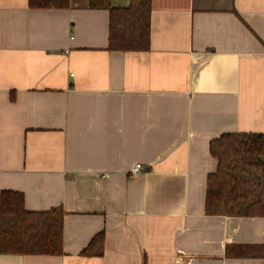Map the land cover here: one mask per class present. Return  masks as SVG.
<instances>
[{
	"label": "crops",
	"instance_id": "obj_1",
	"mask_svg": "<svg viewBox=\"0 0 264 264\" xmlns=\"http://www.w3.org/2000/svg\"><path fill=\"white\" fill-rule=\"evenodd\" d=\"M89 5L0 0V197L64 212L63 255L0 264H264V201L205 211L211 141L264 135V0H151L146 51Z\"/></svg>",
	"mask_w": 264,
	"mask_h": 264
},
{
	"label": "trees",
	"instance_id": "obj_2",
	"mask_svg": "<svg viewBox=\"0 0 264 264\" xmlns=\"http://www.w3.org/2000/svg\"><path fill=\"white\" fill-rule=\"evenodd\" d=\"M115 8L111 0H90L91 9L110 12L109 48L146 51L150 39L151 0H131ZM33 8H67L69 0H29ZM217 171L207 180L205 211L209 216L250 217L264 201V135L223 134L211 141ZM64 212L54 208L30 212L22 193L3 191L0 197V254L63 255ZM105 232L82 251L85 257L103 254Z\"/></svg>",
	"mask_w": 264,
	"mask_h": 264
},
{
	"label": "built area",
	"instance_id": "obj_3",
	"mask_svg": "<svg viewBox=\"0 0 264 264\" xmlns=\"http://www.w3.org/2000/svg\"><path fill=\"white\" fill-rule=\"evenodd\" d=\"M142 169H143V166L141 164H138V165H136L134 172L135 173L140 172Z\"/></svg>",
	"mask_w": 264,
	"mask_h": 264
}]
</instances>
